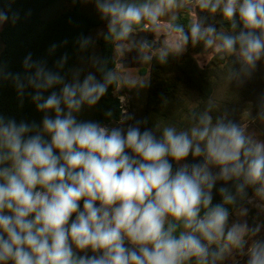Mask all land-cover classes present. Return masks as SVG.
<instances>
[{
    "label": "clouds",
    "instance_id": "1",
    "mask_svg": "<svg viewBox=\"0 0 264 264\" xmlns=\"http://www.w3.org/2000/svg\"><path fill=\"white\" fill-rule=\"evenodd\" d=\"M197 2L213 13L221 10L233 29L238 14L245 30L215 39L221 51L236 52L238 46L242 72L250 75L264 58V0ZM175 5L176 0L139 5L96 0L117 41L127 39L143 20L157 23ZM8 19L0 12V24ZM190 31L193 43H215L211 26L196 22ZM181 39L186 44L189 37ZM30 60L24 66L35 67V73L27 84L36 89L32 99L44 116L42 127L0 116V264H185L192 258L208 264V245L225 235L229 213L224 205L235 202L221 187L223 203L212 205L217 180L238 181L239 195L251 186L264 199V143L253 142L235 123L213 124L204 113L190 130L165 127L157 138L152 129L142 131L139 121L126 129L80 121L74 113L97 104L114 74L105 73L104 82L89 74L82 83L68 84ZM12 78L23 94L21 77ZM61 84L59 93L43 95ZM190 153L203 162L173 171L170 160L184 161ZM181 225L185 230L177 235ZM241 231L233 226L227 240L238 244ZM248 264H264V242H256Z\"/></svg>",
    "mask_w": 264,
    "mask_h": 264
},
{
    "label": "trees",
    "instance_id": "2",
    "mask_svg": "<svg viewBox=\"0 0 264 264\" xmlns=\"http://www.w3.org/2000/svg\"><path fill=\"white\" fill-rule=\"evenodd\" d=\"M85 2L86 0H0V12H6L9 16L8 21L0 24V116L6 120H15L17 123H35L42 127L44 113L37 110L32 99L36 89L27 84V77L34 75L35 67L26 68L24 61L30 56L29 63L42 66L46 71L62 77L64 83H69L75 77L81 60L88 62L91 59L92 34L108 22V18H99L90 12ZM66 3L70 6L58 9ZM14 15L17 17L15 22L12 20ZM170 22L175 31L182 28L185 32L191 28L189 13L185 11L180 12ZM143 27L142 23L133 25L135 30ZM115 41L107 30L96 42L97 81L104 82L105 73H114L116 69ZM229 62L230 57H221L217 53L209 64L202 68L188 54L180 55L169 51L155 54L151 60L143 113L135 124L139 121L142 131L152 129L157 138H160L165 127L186 131L197 126L199 117L204 114V105L212 100L217 88L226 79L233 77L231 73L238 68V65ZM145 73L146 71H143V74ZM17 74L25 84L23 94L17 89L12 78ZM62 86L55 85L43 91V95L46 97L52 91L59 93ZM117 88L116 79L108 84L107 92L95 106L94 122L106 126L121 120L119 99L114 96ZM187 93L197 96V106L193 108L189 106ZM109 112L111 116L107 115ZM207 113L214 123L221 117L215 110L210 109ZM185 161L192 165L202 163L203 159L191 155ZM170 162L175 171L178 168L177 162L171 160ZM237 183L239 182L217 181L212 189V205L223 203L219 189L225 187L235 197L234 203L224 205L228 213L246 207V201L255 192L254 188L246 186L245 194L239 195L236 192ZM80 208L82 210L83 201L80 202ZM72 219H75V215ZM184 230L182 225L178 227L177 235ZM87 255L93 253L88 250ZM185 264L197 262L192 258Z\"/></svg>",
    "mask_w": 264,
    "mask_h": 264
},
{
    "label": "rangeland",
    "instance_id": "3",
    "mask_svg": "<svg viewBox=\"0 0 264 264\" xmlns=\"http://www.w3.org/2000/svg\"><path fill=\"white\" fill-rule=\"evenodd\" d=\"M146 1L126 0L127 3L132 4ZM69 6L70 4L66 3L58 9ZM85 6L99 18L104 17L96 7V0H86ZM53 11L55 12V10ZM182 11L189 13L191 26L193 23L199 22L203 28L213 27L216 30L213 39L221 34L236 35L241 30H245L238 14L235 17L237 27L233 29L232 23L224 18L221 10L218 9L213 13L208 9H202L197 0H176V5L167 10L155 24L147 20L141 21L144 25L143 28L133 29L127 39L114 42V58L117 66L113 74L118 82L114 96L117 99L123 97L126 114L122 113L119 122L106 126L126 129L129 125H134L142 116L151 60L155 54L166 51L180 55L188 54L197 61L200 67L205 68L211 59L219 53L221 57H230L231 62L229 63H235L238 68L235 69L234 73H231L233 77L226 79L217 88L212 100L204 105L203 113H207L210 109L215 110L221 114L219 120L235 123L244 130L245 135L250 137L253 142L264 143V58L257 62L250 75H245L242 72L238 46L236 52L221 51L217 48L220 43L218 39H215L212 46H206L203 40L196 43L192 42L191 28L183 33L174 30L170 21ZM107 30H109L108 22L92 34L91 59L88 62L81 60L76 69L75 77L68 84L76 80L82 83L89 74L95 76L96 42ZM182 35L189 37L186 44L181 39ZM177 45H181L180 51L176 50ZM143 71L146 73L143 74ZM187 97L191 108L198 105L195 94L187 93ZM95 106L96 104L93 106L85 104L81 111L74 113V115L80 121H93ZM51 115L54 116L55 114L52 113ZM212 122L213 124L216 123ZM201 158L203 159V157ZM181 164L188 163L185 160L177 162V167ZM210 167L213 173L219 171L215 166ZM233 226L242 229L238 244L227 240V232ZM258 241L264 242V199L256 196L254 192L246 201V207L229 213L225 235L210 245L208 242L206 243L210 252L208 264H248L251 251ZM213 253L218 254L219 258L213 256Z\"/></svg>",
    "mask_w": 264,
    "mask_h": 264
},
{
    "label": "built area",
    "instance_id": "4",
    "mask_svg": "<svg viewBox=\"0 0 264 264\" xmlns=\"http://www.w3.org/2000/svg\"><path fill=\"white\" fill-rule=\"evenodd\" d=\"M119 103H120V109L122 111L123 114H126V110H125V105H124V99L123 97L119 98Z\"/></svg>",
    "mask_w": 264,
    "mask_h": 264
}]
</instances>
